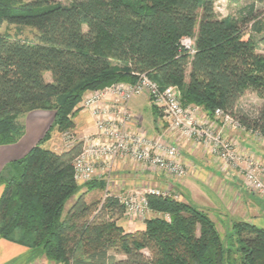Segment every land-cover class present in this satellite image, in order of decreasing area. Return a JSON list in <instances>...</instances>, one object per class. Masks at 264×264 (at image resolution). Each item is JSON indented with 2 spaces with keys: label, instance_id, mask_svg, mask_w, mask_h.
<instances>
[{
  "label": "trees",
  "instance_id": "obj_1",
  "mask_svg": "<svg viewBox=\"0 0 264 264\" xmlns=\"http://www.w3.org/2000/svg\"><path fill=\"white\" fill-rule=\"evenodd\" d=\"M5 23L36 32L24 39L0 33V147L22 139L20 118L29 113L53 112L54 122L0 175V239L56 264H264V229L237 223L226 243L205 212L173 197H148L155 216L144 221V231L125 232L117 196L96 210L86 193L77 197L73 164L83 142L61 153L43 147L54 130H76L87 95L134 84L140 74L162 89L176 87L184 107L211 117L221 109L264 136V106L254 117L237 110L247 92L264 99V55L257 53L264 49V0H251L235 18L222 20L211 0H72L69 6L0 0V28ZM186 37L194 39L191 58L182 47Z\"/></svg>",
  "mask_w": 264,
  "mask_h": 264
},
{
  "label": "built area",
  "instance_id": "obj_2",
  "mask_svg": "<svg viewBox=\"0 0 264 264\" xmlns=\"http://www.w3.org/2000/svg\"><path fill=\"white\" fill-rule=\"evenodd\" d=\"M182 47L190 56L194 55V39L184 38ZM137 77L134 84H114L84 98L81 108L91 115L95 133L84 137L83 151L73 164L74 180L79 186L92 182L98 174L109 179L119 161L184 179L187 171L180 161L179 144L189 140L209 149L213 156L224 163L225 168L242 165L245 186L253 192L264 193V164L250 157H240L235 144L224 139L214 129L213 123L199 119V107L182 105L181 94L176 87L162 89L146 74ZM144 95H148L154 108L163 111L168 132L178 135L177 144H170L161 138H149L141 130L133 129L136 117L130 103ZM214 118L222 123V128L247 131L221 109L215 111ZM150 196L166 198L170 197V193L149 188L118 198L126 216L145 221L151 213Z\"/></svg>",
  "mask_w": 264,
  "mask_h": 264
},
{
  "label": "crops",
  "instance_id": "obj_3",
  "mask_svg": "<svg viewBox=\"0 0 264 264\" xmlns=\"http://www.w3.org/2000/svg\"><path fill=\"white\" fill-rule=\"evenodd\" d=\"M130 109L136 117L133 129L141 130L149 138H155L160 133L161 136L157 138H161L164 141L167 140L172 144L179 142L176 133L168 132L167 124L165 125L166 129L164 128L163 123L158 118L157 110L153 107L148 95L133 99L130 103ZM199 115L205 119H201L202 121L213 123L219 128L222 127L220 121L208 115L202 108H199ZM214 121H216L217 125ZM20 122L25 125L26 129L22 139L17 144L0 147V175L10 164L23 159L43 140L54 122V113L49 111L32 112L21 117ZM75 131L76 134L83 137L95 133L94 122L89 113H78L76 116ZM224 132L230 139L234 138L237 141L238 152L240 154H252L264 161V142L263 144H257L254 141L255 138L244 133H238L237 131L225 130ZM57 142L58 133L57 130H54L51 139L43 147L61 153L63 151H58L60 147ZM179 146L181 150L180 161L188 168L189 176L180 182L175 181L171 183V187H175L177 184L180 185L178 187L182 188L184 195L190 196V198L193 196V192H208L211 200L214 199L216 203H221L227 207L231 205V210L233 212L237 211V216H240V218L258 228L264 229V201H261L259 204L245 187L242 177L243 167L241 174L239 173L240 171H228L225 173L224 169H222L225 166L210 152L206 151L203 146L197 145L189 140H183ZM160 176L155 172L150 173L146 171V168L142 166L127 161H119L113 173L109 176V179L105 176L102 177L110 187L113 186L116 189L115 193H118L120 190L132 188H139L132 192L144 191L149 188L158 189L151 185H162L164 179L160 178L159 181L158 177ZM132 182L138 186H132ZM2 191L3 187L0 186V197ZM116 196L120 197V195ZM204 198L206 199L205 196ZM260 216L262 217L261 221ZM119 225L127 233L142 232L145 230L144 221L130 220L127 216H124L119 221ZM0 264L56 263L47 261L38 251H33L29 248L0 239Z\"/></svg>",
  "mask_w": 264,
  "mask_h": 264
},
{
  "label": "rangeland",
  "instance_id": "obj_4",
  "mask_svg": "<svg viewBox=\"0 0 264 264\" xmlns=\"http://www.w3.org/2000/svg\"><path fill=\"white\" fill-rule=\"evenodd\" d=\"M53 1L55 4L61 5V6H69L72 3V0H53ZM211 1H212V5H213L214 14L219 20L228 19V18H235L238 10L240 8L248 5L251 2V0H241L238 4H232L231 2H229V0H211ZM259 8H260V10H263V8L261 6H259ZM85 31H86V29H85ZM35 32L36 31L34 28H31L28 26H18V25L9 24V23H5L0 28L1 34L9 35L11 37H19V38H23V39L24 38H33ZM246 32L249 35H252V32L249 29ZM257 53L260 55H264V49L260 48V50H258ZM190 58H191V56H190ZM189 70H190V67H188L187 76L189 74ZM44 78L47 82L51 81L50 74H45ZM82 104H83V101L80 103V105L78 107V110L80 112H83V109L81 108L83 106ZM263 106H264V99L258 97L253 92H247L240 98V100L237 104V110L242 112L245 115H249V116L254 117L257 115V113L260 111V109ZM156 110H157L158 118L163 123L164 128H165L166 127L165 125L167 124L165 114L163 113V111H161L159 109H156ZM198 117H199V119H203V118H201V116L199 114H198ZM74 119L76 121V117ZM203 120H205V119H203ZM214 123L216 124V121H214ZM214 129L217 132H220L224 139H226L228 141L231 140L235 144L236 151L240 157L246 156V159L248 157H250V158H253L255 161L258 160L262 164H264V161L258 159V157L255 155H252V154L244 155L242 153L240 154L238 152L237 141L234 138L230 139L229 136L225 135L224 131L225 130L226 131L233 130V131H237L238 133H244L250 137L255 138L254 141L257 144H261V143L263 144L264 136H262V135L259 136L258 135L259 133L257 134L255 132L244 131L241 129L234 130V129H230V128H227V129L222 128V127L219 128V127H216L215 125H214ZM57 133H58V142L57 143H58V146L60 147L59 148L60 150L58 149V151L68 150L72 145H74L78 142H81L84 139L83 136L76 134L75 130L74 131H65L63 133H59L57 131ZM159 136H161L160 133L157 134V137H159ZM157 137L152 138V139H156ZM165 142L169 143V141H167V140H165ZM170 144H172V143H170ZM205 150L209 152V149H205ZM180 157H181V153H180ZM219 162L222 165H224V163H222L221 161H219ZM244 166H246V165H244ZM222 169H224L225 173H227L228 171H240L239 173L241 174V169H243V168L241 165V166H234L231 168H224L223 167ZM146 171H148L150 173L155 172L156 174L161 175L160 177H158L159 181H160V178L164 179L162 185L161 184L151 185L152 187H156L164 193H168V194L170 193V197H173L176 200L183 202V203H189V204L197 207L199 210L205 212L210 217V219L213 221V223L215 224L216 229L218 230V232H219L220 236L222 237V239L224 240V242L227 243L230 240V238L235 234V229H234L235 224L247 222L246 220L240 218V216L236 215L237 211L233 212L231 210V205L229 207H227L221 203L220 204L218 202L216 203V201L214 199L211 200L210 196L208 195V192L196 191V192H193L194 194L190 198V196L184 195L182 188L178 187L180 185L177 184V186H175V187L170 186L171 183H174L175 181L180 182L183 179L168 175L167 173H163V172L160 173L157 171H152V170H149L147 168H146ZM186 171H187L186 177H188L189 172H188L187 167H186ZM101 177L102 176H100V174H98L95 177V179L91 182V184L82 185V186L80 185L81 189L77 195V197H79L81 194L86 193L85 201L88 205H90L93 208V210L99 209L102 206L103 202L110 196H116V195L123 196V195L131 193L132 191H135L136 189H139V188H132V189H127V190H120L118 193H115L116 189L113 186L110 187L107 184V181L103 177L102 178ZM242 177H243V181H244V175H242ZM99 183L105 184L103 189L95 188L93 190H90L91 187L98 185ZM244 183H245V181H244ZM131 185L132 186H134V185L138 186L134 182H132ZM247 190L250 192V195L252 197H255L256 201H258L259 204L261 201H264V193L262 194L260 192L259 193L253 192V191L249 190L248 188H247ZM204 196L206 197V199L204 198ZM74 201H75V199H73L69 202L67 210H69V208L74 203ZM255 214H257V213H255ZM154 216H155L154 213L151 211V213L148 215L147 218H152ZM129 219L135 220V221H142L139 219H131V218H129ZM261 219H262V217L260 218V221H261ZM109 254L111 256H114L117 261L126 259L124 256L116 254L115 252H110ZM143 254L145 256H149L148 251H144Z\"/></svg>",
  "mask_w": 264,
  "mask_h": 264
}]
</instances>
